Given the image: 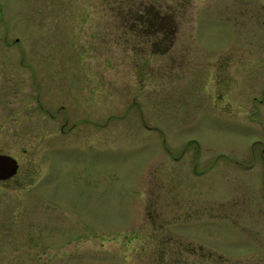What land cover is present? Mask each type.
I'll use <instances>...</instances> for the list:
<instances>
[{
	"label": "rangeland",
	"instance_id": "1",
	"mask_svg": "<svg viewBox=\"0 0 264 264\" xmlns=\"http://www.w3.org/2000/svg\"><path fill=\"white\" fill-rule=\"evenodd\" d=\"M0 153V264L263 255L264 0H0Z\"/></svg>",
	"mask_w": 264,
	"mask_h": 264
},
{
	"label": "trees",
	"instance_id": "2",
	"mask_svg": "<svg viewBox=\"0 0 264 264\" xmlns=\"http://www.w3.org/2000/svg\"><path fill=\"white\" fill-rule=\"evenodd\" d=\"M148 23L151 27V32L153 36L156 38V35H160L163 33V16L160 12L154 7L150 10V14L147 15L144 22ZM152 34H150L152 36ZM157 40L153 41V46L156 44ZM157 51L156 47H153V52ZM170 253V252H169ZM171 260H169L168 264H194L193 261L189 260V257H198L200 259L205 258L208 261H212L214 264H225L222 256L215 254L214 252L202 248L200 246H193L191 243L181 244L178 243L177 247L173 249V253Z\"/></svg>",
	"mask_w": 264,
	"mask_h": 264
},
{
	"label": "water",
	"instance_id": "3",
	"mask_svg": "<svg viewBox=\"0 0 264 264\" xmlns=\"http://www.w3.org/2000/svg\"><path fill=\"white\" fill-rule=\"evenodd\" d=\"M18 169L17 160L8 154H0V180L13 176Z\"/></svg>",
	"mask_w": 264,
	"mask_h": 264
},
{
	"label": "flooded vegetation",
	"instance_id": "4",
	"mask_svg": "<svg viewBox=\"0 0 264 264\" xmlns=\"http://www.w3.org/2000/svg\"><path fill=\"white\" fill-rule=\"evenodd\" d=\"M147 10V9H146ZM150 12H148L147 14H149ZM146 14V15H147ZM168 20V19H167ZM173 20V19H172ZM134 21H137V19H134ZM147 22V21H146ZM148 24V23H147ZM218 97L220 98H222V94L220 93L219 95H218ZM61 131L62 132H65L64 131V129H63V126L61 127ZM0 154H2V153H0ZM17 160V159H16ZM17 163H18V161H17ZM18 167H19V163H18ZM6 180H3V182H5ZM194 246V245H193ZM198 246H200V247H202L203 248V246H201V245H198ZM197 247V246H196ZM206 249V248H205ZM207 250H209V249H207ZM211 251V250H210ZM213 252V251H212ZM215 253V252H214ZM215 254H217V253H215ZM217 255H219V254H217ZM221 256V255H220ZM223 258V257H222ZM223 260H224V262H225V264H235V262H233V263H229V262H227L226 260H225V258H223ZM238 264H264V254L263 255H261V256H259V257H257V258H251V259H244V261L243 262H240V263H238Z\"/></svg>",
	"mask_w": 264,
	"mask_h": 264
}]
</instances>
